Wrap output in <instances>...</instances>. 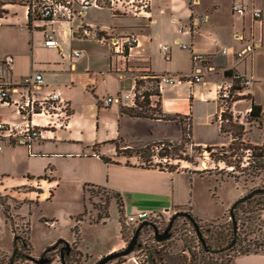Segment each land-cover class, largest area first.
<instances>
[{"label":"crops","instance_id":"obj_1","mask_svg":"<svg viewBox=\"0 0 264 264\" xmlns=\"http://www.w3.org/2000/svg\"><path fill=\"white\" fill-rule=\"evenodd\" d=\"M235 2L249 8L264 7V0H198L196 6L192 0H152L149 18L116 16L109 8L90 9L72 21L41 20L29 29L28 8L9 5L0 20V57L12 55L15 59L8 81L15 84L26 76L42 73L45 86L39 94L59 90L70 108L66 127L49 134V140L34 143L31 150L15 146L0 152V198L11 208L13 219L30 222L33 207L53 200L62 190L73 193L81 201L80 210L84 213L87 207L88 214L81 222L76 218L75 222L70 221L72 237L58 238L75 246L84 257V264H96L126 247L121 215L126 218L146 212L171 217L186 212L202 224L224 220L240 199L239 191L230 200L219 198L220 206L215 207L201 196L196 181L199 178L226 180L214 172L198 173L203 170L188 167L173 170L146 167L142 156L134 150L156 141L178 143L187 125L193 146L226 145L217 121V86L231 82V77L225 76L227 71L252 81L246 94L264 109V17L261 21L254 20L251 13L240 17L232 10ZM197 16L207 19L194 29L191 22ZM18 26L23 31L16 41L22 46H8L15 49L7 50L2 46L1 37L7 35L10 41L5 31ZM131 34L138 36V46L128 56L114 55L105 40ZM47 35L53 37L55 47L45 46ZM176 41L208 58V63L201 68L203 82L165 88L158 95L159 118L141 117L136 109L117 102L104 106L107 98L117 100L131 88L138 89L139 81L147 84L152 77L160 75L189 76L194 70L191 53L181 50ZM162 46H168L170 54L163 52ZM248 46H254L253 50L239 58ZM74 53L80 56L75 57ZM5 109L0 107V120H15L11 110ZM89 188L112 195L108 209L116 204L119 216L117 236L105 238L97 255H88L90 249L81 248L80 229L78 236L73 232L81 224L106 227L110 220L109 217L101 223L95 222L98 212L92 213L89 208L86 192ZM211 190L216 192V187ZM203 202L209 207L205 208ZM0 209L3 212L1 203ZM48 224L56 225L53 221ZM12 229L11 225L14 238ZM30 235L31 228L29 241ZM113 264L135 262L128 258ZM234 264H264V253L238 256Z\"/></svg>","mask_w":264,"mask_h":264},{"label":"rangeland","instance_id":"obj_2","mask_svg":"<svg viewBox=\"0 0 264 264\" xmlns=\"http://www.w3.org/2000/svg\"><path fill=\"white\" fill-rule=\"evenodd\" d=\"M30 0H16L18 6L28 7ZM32 1V0H31ZM35 4L41 2L40 0H34ZM6 0H0V18L5 15L6 8L9 5H5ZM33 15V14H32ZM34 22L41 21L38 16H33ZM11 40H8V36L1 37L2 46L4 48L15 49L13 47H20L16 40L21 37L23 29L20 26L13 29H7ZM8 46H13L9 47ZM146 81L138 82V91L141 93L138 96V108L137 113L146 115L149 117H160V109L158 103V95L161 93L157 90V85L154 80H150L147 84ZM154 95V96H153ZM153 96L152 99L150 97ZM236 105L233 101L228 105V115L233 116L232 122H224L226 134H223L226 139L225 148L232 145L235 151L228 153L229 161H232L234 165H239L238 168L228 167L226 164L220 161V158H224L225 155L221 152V149H214L208 152L205 149H199L190 143V131L189 125L184 129V144L179 146V149H169L170 157L165 159L160 157V154L164 147L163 143L167 142L156 141L155 143L146 147H139L134 150V153H138L142 156V162L146 167H161L166 169H179V168H191L193 170H211L220 179L227 182H215V179H198L196 186L198 191L201 192V196L206 197L207 201L214 204V206H220L219 198L221 200H230L234 198L236 190L240 193V198L245 197L250 192L256 189H264V169L261 170L259 176L250 177L248 173L243 172L248 165L253 162L250 160V151H246V144L263 145L264 144V115L261 123L249 120V113L243 118V114H246L247 108L251 107L253 103L252 97L246 94L237 96ZM7 112L9 110L5 109ZM242 125L245 127L244 138H238L236 136L237 129L234 125ZM189 141V142H187ZM244 142V144H242ZM178 150V151H176ZM188 159L192 163H189L179 158ZM257 162V161H255ZM255 163H252V166ZM254 171V170H252ZM229 173H231L229 175ZM229 181V182H228ZM212 187H216V192L211 190ZM87 197L89 198V208L93 211H100L102 216L109 211L110 220L106 227H88L86 225H80V238L81 248L90 249L88 255H97L104 245L105 238L113 239L119 232V216L117 205H111L108 209L107 203H110L113 197L107 194L103 190L96 188H89ZM214 193L216 196L214 197ZM73 193L67 191H61L57 194V197L49 202H44L33 207L31 210L30 222L24 219H18L12 222L7 221L3 212L0 209V264H36L33 259H47L51 264H61V256L59 251H49L52 246H57L59 241L63 238L59 236L72 237L71 229L69 227L70 221L75 222V218L79 217L84 210H80L81 201L74 198ZM218 198V200H216ZM2 203L5 201L0 198ZM217 202V204H215ZM260 203V205L258 204ZM206 202H203L205 208L209 207ZM15 208L18 204H14ZM236 211V225L237 231L234 232L233 221L230 218V214L222 221L215 223H200L198 226L201 229L202 236L205 239L208 249L205 251L199 241L195 230L190 223L182 217L175 220L172 230L170 231V239L164 243L163 247L156 244L153 240L152 230H145V233H141L138 244H147V247L155 248L161 252V257L150 256L148 264L155 259V264H234L236 257L246 255L255 252H264V198L255 197L251 203H243ZM94 209V210H93ZM29 213V210L26 209ZM80 213V214H77ZM88 214V213H87ZM160 214V213H159ZM11 215L12 211H11ZM78 215V216H77ZM163 215V214H162ZM164 216V215H163ZM173 216V215H172ZM171 217H162L159 220H155V225L160 232H163L169 225ZM126 218L121 215L120 221L122 222L123 231L126 237V243L128 244L133 237V226H128L125 222ZM53 221L56 225H50L49 222ZM30 224V225H29ZM11 225L14 228L15 234L21 236L25 240L27 239L29 245L32 248H27L23 251L24 254L30 256V260H15L11 262V255L13 251V238L11 235ZM50 225V228L48 226ZM31 228V235L29 241V233ZM137 229V227H136ZM56 241L50 245L51 242ZM70 245V244H69ZM127 246V245H126ZM65 245L59 244V248H63ZM73 246L70 245V253L66 257V264H84V257L79 256L77 251L72 250ZM126 248V247H125ZM124 248V249H125ZM91 251V252H90ZM122 251V250H121ZM47 252V253H46ZM120 252V251H119ZM10 253V254H9ZM133 254L123 260L132 258ZM161 260V261H160ZM118 260L110 262L109 264L116 263ZM97 264V263H96Z\"/></svg>","mask_w":264,"mask_h":264},{"label":"built area","instance_id":"obj_3","mask_svg":"<svg viewBox=\"0 0 264 264\" xmlns=\"http://www.w3.org/2000/svg\"><path fill=\"white\" fill-rule=\"evenodd\" d=\"M38 4L32 0L30 4L33 16H39L43 20L64 19L72 21L75 16L83 17L90 9L102 10L109 8L114 15H131L136 18H149L152 0H40ZM198 0H192V5L196 6ZM29 10V6L27 7ZM233 12L240 17H245L251 13L256 21H261L264 17V7L249 8L241 2H235ZM207 19L206 16H197L192 19L191 27L196 29ZM1 20V18H0ZM182 33V28L179 29ZM113 49L114 55L128 56L139 44L138 36L135 34L123 37H111L105 40ZM181 50L189 51L194 66L193 72L189 76L174 77L160 75L152 77L157 85V90L162 92L165 88H176L183 83L198 84L203 82L202 67L208 63V58L193 52L192 47L179 41L175 43ZM46 47H55L56 42L50 35L46 36ZM254 47V46H253ZM253 47L248 46L246 50L238 55L239 58L249 54ZM162 51L170 54L168 46H162ZM223 54L226 50H222ZM79 57V53H74ZM15 59L12 55L0 57V107L11 110L13 121L0 120V152L5 148L24 146L31 150L36 142L49 140V134L63 129L67 125L70 116L69 104L64 100L63 94L59 90H54L40 95L39 92L45 86L42 73H35L26 76L19 83L12 84L8 81V75L12 73ZM252 84L246 76L231 77V82H224L217 86V100L219 103V114L217 121L220 125L228 120L224 119L229 110L228 105L233 101L236 105L237 96H242L245 90ZM241 88V89H236ZM141 94L137 87L131 88L128 93L120 95L117 100L107 98L104 106H109L114 102L121 103L123 106L137 109L138 95ZM153 96L150 97L152 99ZM165 160V159H164ZM159 213H140L126 217L128 226L138 227L145 221L153 224L159 220ZM132 259L135 264H148V260L155 248L147 247V244H139Z\"/></svg>","mask_w":264,"mask_h":264},{"label":"trees","instance_id":"obj_4","mask_svg":"<svg viewBox=\"0 0 264 264\" xmlns=\"http://www.w3.org/2000/svg\"><path fill=\"white\" fill-rule=\"evenodd\" d=\"M32 3V1L30 0L29 1V10H28V28L29 29H31L32 28V26H33V23H34V19H33V15H32V9H31V6H30V4ZM17 4V2H16V0H6V4L5 5H16ZM5 13V12H4ZM38 18H40V20H43V19H41V17H39L38 16ZM46 21H49V20H46ZM234 74H233V72L232 71H227V72H225V76L226 77H232ZM236 89H241V88H236ZM251 111H250V113H249V120H252V121H255V122H259V123H261V120H262V117H263V115H264V109H263V107L262 106H259V105H256L254 102L251 104ZM141 117L142 116H144V115H142V114H139ZM224 119L225 120H228V122H232L233 121V116L232 115H228V114H225V116H224ZM233 127H235L236 129H237V131H236V136L238 137V138H244V136H245V134H244V132H245V127L244 126H242V125H240V124H236V125H234ZM228 131H226V128H225V126L224 125H222L221 126V133H222V135L223 134H226ZM184 141H185V139H184V137L182 138V140L180 141V142H178V143H175V142H171V141H167V142H165V143H163V145H164V147H166V148H163L162 149V151L164 150V153L163 154H160V157L161 158H164V159H167V158H169L170 157V152H169V149H179V146L180 145H183L184 144ZM190 141V140H189ZM189 141H187V142H189ZM242 144H244V142H242ZM197 148H199V149H201V147H197ZM202 149H205V150H207L208 152H211V151H213L214 149H221V152L223 153V155H225V157L224 158H220V161L221 162H223L224 164H226L228 167H232V168H238V167H240L239 165H234V163L232 162V161H229V156H227L228 155V153H231V151H235V149L233 148V146L232 145H230V146H228V148H225V145L224 146H217V147H207V148H202ZM245 150L246 151H250V160H252L255 164V166H252V163L253 162H251L249 165H248V167L247 168H245L244 170H243V172H250V173H248V175L250 176V177H257V176H259V173H258V171L260 172L261 170H263L264 169V144L263 145H252V144H246V148H245ZM176 151H178V150H176ZM180 160H184V161H187V162H189V163H192L190 160H188L187 158L186 159H183V158H179ZM105 161H107L106 159H105ZM255 161H257V162H255ZM252 170H254V171H252ZM206 172H211V170H203V171H201V172H198V173H206ZM261 173V172H260ZM231 173H229V175H230ZM255 175V176H254ZM86 192L87 193H89L90 191H89V189H86ZM255 197L256 196H254L252 199H250V200H248V201H246L245 203H251L254 199H255ZM257 197H259V198H264V194L263 195H257ZM88 200H89V198H88ZM0 203H1V205L3 206V213H4V216L6 217V219H7V221H10V222H12V225H13V221H12V218H13V216L11 215V208L6 204V203H2L1 201H0ZM88 203H89V201H88ZM244 203V204H245ZM259 205H260V203H258ZM107 205H108V203H107ZM239 207H241L240 205L234 210V212H233V214H234V221L236 222L237 221V217H236V211L239 209ZM94 210V209H93ZM88 210H87V207H86V209H85V212L82 214V216H79L78 218H76V221L77 222H81V221H83V217H85L86 215H87V212ZM98 212V217H97V220H95V222L96 223H101V222H103V221H106L108 218H109V215H108V213H105V215L104 216H102V214L100 213V211H97ZM230 214V213H229ZM159 217H164L162 214H159ZM188 222H189V220L188 219H186ZM197 223H198V221L197 220H195ZM121 222V221H120ZM190 223V222H189ZM121 224H122V222H121ZM154 224H156V223H154ZM190 225H192L191 223H190ZM234 225V224H233ZM132 226V225H131ZM134 228H133V233H135V231H136V226H133ZM200 228V227H199ZM145 230H152V232L151 233H153L152 235H153V240H154V242L156 243V244H158L159 246H160V249L163 247V245H164V243L165 242H167V241H165V242H162V243H158V242H156L155 241V237H154V230H153V228L152 227H145V228H143L142 229V231H141V233L143 234V233H145ZM73 232L76 234V236H78L79 235V227L78 226H76L74 229H73ZM200 232H201V229H200ZM12 233H13V235H14V238H13V251H12V255H11V259H10V261L11 262H15V260H18V259H21V260H30L31 259V257L30 256H27L26 254H24L23 253V251H25V250H27V248L29 249V248H32L31 247V244L29 245V242H28V240L26 239H24V238H22L21 236H18L17 234H15V232H14V228L12 229ZM196 233V232H195ZM201 234H202V232H201ZM134 235V234H133ZM122 236H123V238L126 240V237H125V233H124V231H123V227H122ZM140 236H141V234H140ZM171 237V236H170ZM202 238H203V236H202ZM203 240H204V242H205V244L203 245L202 244V247L204 248V250L205 251H210V250H206V249H208L207 247H208V245H207V243H206V241H205V239L203 238ZM200 241V240H199ZM59 244H62V245H64V241H60L58 244H57V246H52V247H50L49 249H47L46 251L47 252H49V251H60V248H59ZM141 244V243H140ZM72 250L73 251H75L76 250V247L75 246H73V248H72ZM155 251L152 253V255L155 257V256H160L161 257V252H159V251H157L156 249H154ZM77 251V250H76ZM137 250H135L134 251V253L133 254H135V252H136ZM46 252V253H47ZM77 253L79 254V256L81 257V254L77 251ZM255 253H260V252H255ZM264 253V252H263ZM247 255V254H246ZM67 257V256H66ZM66 257H65V260H66ZM125 260H123V258H121V259H118V261L116 262V263H122V262H124ZM161 261V260H160ZM152 264H155L156 262H155V259L151 262Z\"/></svg>","mask_w":264,"mask_h":264},{"label":"water","instance_id":"obj_5","mask_svg":"<svg viewBox=\"0 0 264 264\" xmlns=\"http://www.w3.org/2000/svg\"><path fill=\"white\" fill-rule=\"evenodd\" d=\"M264 194V189H256V190H253L252 192H250L248 195H246L245 197H242L240 198L239 200H237L231 207L230 209V218L231 220L233 221V224H234V232L237 231V225H236V222L234 221V210L241 204L245 203L246 201L252 199L254 196H257V195H263ZM179 217H182V218H185V219H188L189 222L192 224L195 232H196V235L198 237V239L200 240L201 244H205L203 238H202V234L200 232V228L198 226V223L195 221V219L188 213L186 212H178L176 214H174L169 222V225L168 227L163 231V232H160L158 230V228L156 227L155 224H153L152 222L150 221H145L143 223H141L131 241L127 244L126 248L123 249L122 251L120 252H116V253H113V254H110V255H107L105 256L104 258H102L97 264H109L110 262H113L115 260H118V259H121V258H127L129 256H131L134 251L136 250V248H139L140 245L138 244V241H139V238H140V234H141V231L143 228L145 227H152L153 230H154V237H155V241L158 242V243H162V242H165L167 240L170 239V231L172 230V227H173V224L175 222V220ZM64 245L65 247L62 248L64 254L61 255V264H66L65 263V257L69 255L70 253V245L66 242H64ZM32 261H34L36 264H51L49 260L47 259H40V260H35L33 259Z\"/></svg>","mask_w":264,"mask_h":264},{"label":"flooded vegetation","instance_id":"obj_6","mask_svg":"<svg viewBox=\"0 0 264 264\" xmlns=\"http://www.w3.org/2000/svg\"><path fill=\"white\" fill-rule=\"evenodd\" d=\"M59 253H60V256H61L62 254H64L62 248L60 249Z\"/></svg>","mask_w":264,"mask_h":264}]
</instances>
